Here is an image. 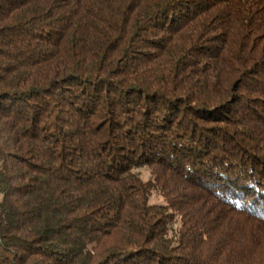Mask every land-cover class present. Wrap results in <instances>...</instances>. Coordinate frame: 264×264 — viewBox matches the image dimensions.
<instances>
[{
    "label": "trees",
    "instance_id": "16d2710c",
    "mask_svg": "<svg viewBox=\"0 0 264 264\" xmlns=\"http://www.w3.org/2000/svg\"><path fill=\"white\" fill-rule=\"evenodd\" d=\"M263 104L264 0H0V264H264Z\"/></svg>",
    "mask_w": 264,
    "mask_h": 264
},
{
    "label": "rangeland",
    "instance_id": "374dc122",
    "mask_svg": "<svg viewBox=\"0 0 264 264\" xmlns=\"http://www.w3.org/2000/svg\"><path fill=\"white\" fill-rule=\"evenodd\" d=\"M246 84H248V83H246ZM249 86L248 87H250L251 86V88L253 87V85L252 84H248ZM248 87H242L240 90H239V92H238V94L240 95L241 93L242 94H244L245 93V90L248 92ZM264 105V104H263ZM243 109H245V110H247L245 107L244 108H242V109H240V110H243ZM257 111H258V113H259V116H260V114H262V123L261 122H259V124L261 125V126H264V106H258L257 105ZM144 179L145 180H147L148 178H149V171L148 170H144ZM157 198V197H156ZM159 199H162V198H159Z\"/></svg>",
    "mask_w": 264,
    "mask_h": 264
}]
</instances>
